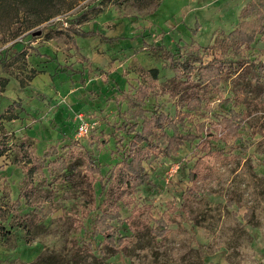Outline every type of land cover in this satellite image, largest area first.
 <instances>
[{
    "label": "rangeland",
    "instance_id": "rangeland-1",
    "mask_svg": "<svg viewBox=\"0 0 264 264\" xmlns=\"http://www.w3.org/2000/svg\"><path fill=\"white\" fill-rule=\"evenodd\" d=\"M247 1L53 0L48 9L53 14L44 21L18 3L4 4L0 264H65L80 252V239L99 215L117 216L109 225L129 236L123 250L121 244L105 248L95 264H264L261 71L246 65L223 76L216 91L208 85L200 89L204 101L197 115L177 94L163 92L174 75L164 51L191 48L201 57L193 66L199 69L208 59L201 46L235 27ZM13 50L18 54L8 55ZM222 57L264 68V30L251 44ZM139 85L149 90L144 108L159 104L181 117L182 130L210 129L217 135L219 150L203 158L196 198L181 197L186 171L202 155L195 142L182 144L169 157L150 154L144 160L148 183L133 192L111 183L106 192L99 190L120 158V125L139 122L132 103ZM227 108L243 117L232 134L214 122ZM243 141L251 144L240 153L234 146ZM86 153L95 158L99 174L86 166ZM51 159H61L62 172L47 164ZM91 195L94 204H89ZM159 223L164 230L158 237L150 229ZM86 263L81 256L78 264Z\"/></svg>",
    "mask_w": 264,
    "mask_h": 264
},
{
    "label": "trees",
    "instance_id": "trees-1",
    "mask_svg": "<svg viewBox=\"0 0 264 264\" xmlns=\"http://www.w3.org/2000/svg\"><path fill=\"white\" fill-rule=\"evenodd\" d=\"M8 1L18 3L26 11L40 14V21L48 19L53 14L51 11H48L53 6V0H0V10ZM238 16L239 21L235 27L223 36L215 38L208 46H201V48L207 50L203 58L208 59L202 62L199 69L193 66H195L196 62L200 63L201 57L192 52L191 48L185 52L164 51L163 53L164 59L174 72L170 86L165 88L163 92L167 95L177 94L179 98L181 97L185 109L191 115H197L202 111V104L200 103L204 100L197 94L200 89L208 85L211 91H216L221 78L228 74V72L234 74L242 70L244 66L250 65V68L253 70H260L261 76L264 78V68L261 67L260 63L255 64L252 61L224 59L222 57V54L227 51L237 50L251 44L255 36L264 30V0L247 1L240 9ZM14 53L18 54L13 50L8 55ZM150 72L154 75L156 70H150ZM148 91L146 87L139 85L133 93L135 94L132 101L134 104L133 112L139 118V122L133 121L120 125L124 134V137L118 138L120 158L115 165L106 171V174L108 173L109 175L108 177H104L106 178L105 182L98 183L99 190L106 192L105 190L111 184H115L124 190L133 192L136 186L148 183L147 166L144 164V160L150 154L169 157V155L175 154L182 144L195 142L194 147L202 155L198 156L187 169L186 180L188 185L181 193V197L184 199L196 198L197 193L194 185L196 179L199 177V172L205 169L203 158L210 155L213 151L219 150L214 143L218 137L210 129L205 131V133H202L201 129H198V133L182 130L181 117L169 115L167 111L161 110L159 104L152 103L149 109L144 108L143 99L148 95ZM145 112H147V115ZM214 122L222 125L220 130L225 132V134H232L240 129L243 117L233 109L227 108L217 114ZM138 125V129H135V126ZM250 144V141H243L240 145H235L234 147L238 149V152L242 153ZM85 159L87 161L86 166L89 169L94 168V173L99 174L100 171L98 170L95 158L86 153ZM59 161L61 159H51L47 161V164H50L54 168L58 165V170L61 171L64 165H62V161ZM104 200L105 197L101 199L100 203L102 204ZM89 204H94L92 195ZM95 208H98V206H95ZM116 218L117 216L109 217L105 215L96 217L93 223L95 227H92L86 238H82L81 236V243L78 246L80 252L74 251L65 260V264H78L81 256L85 257L86 264H95V262L105 255V248H112L114 250L116 249L114 248L115 245L121 244V249H119L123 250V241L129 235L120 234L113 225H109V222ZM163 230L164 225L162 223L155 225L152 230L150 229L151 234L158 237L163 236L162 233H159ZM152 231L158 233L154 234ZM101 243H104V245L102 246Z\"/></svg>",
    "mask_w": 264,
    "mask_h": 264
},
{
    "label": "water",
    "instance_id": "water-1",
    "mask_svg": "<svg viewBox=\"0 0 264 264\" xmlns=\"http://www.w3.org/2000/svg\"><path fill=\"white\" fill-rule=\"evenodd\" d=\"M39 34V31H36L35 33H32V35Z\"/></svg>",
    "mask_w": 264,
    "mask_h": 264
}]
</instances>
